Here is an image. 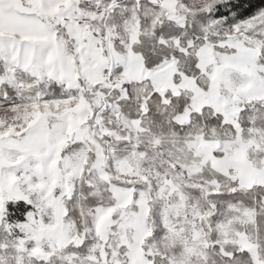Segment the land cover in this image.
I'll return each mask as SVG.
<instances>
[{"label":"snow or ice","instance_id":"snow-or-ice-1","mask_svg":"<svg viewBox=\"0 0 264 264\" xmlns=\"http://www.w3.org/2000/svg\"><path fill=\"white\" fill-rule=\"evenodd\" d=\"M0 264H264V0H0Z\"/></svg>","mask_w":264,"mask_h":264}]
</instances>
